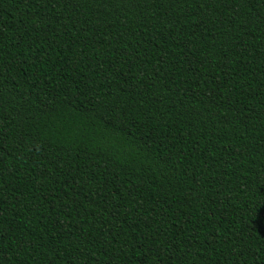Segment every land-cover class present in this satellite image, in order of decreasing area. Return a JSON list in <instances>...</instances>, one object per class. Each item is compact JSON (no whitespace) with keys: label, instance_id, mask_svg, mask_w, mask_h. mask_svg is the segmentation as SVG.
Wrapping results in <instances>:
<instances>
[{"label":"trees","instance_id":"1","mask_svg":"<svg viewBox=\"0 0 264 264\" xmlns=\"http://www.w3.org/2000/svg\"><path fill=\"white\" fill-rule=\"evenodd\" d=\"M0 264H264V0H0Z\"/></svg>","mask_w":264,"mask_h":264}]
</instances>
